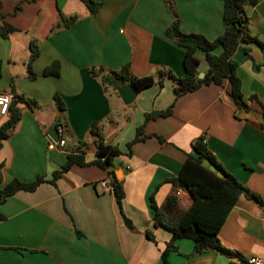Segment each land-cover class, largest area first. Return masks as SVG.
Listing matches in <instances>:
<instances>
[{
  "label": "crops",
  "instance_id": "obj_1",
  "mask_svg": "<svg viewBox=\"0 0 264 264\" xmlns=\"http://www.w3.org/2000/svg\"><path fill=\"white\" fill-rule=\"evenodd\" d=\"M91 14L82 0H0V94H11L8 112H0V126L10 118L17 102L21 121L0 151L3 182L52 179L69 153L85 151L96 158L97 124L105 142L122 154L110 170L98 165H74L52 184L35 191H19L0 203V264H164L162 252L171 239L166 228L154 227L151 197L163 211L192 144L205 136L217 160L250 191L264 201V50L243 44L235 53L237 74L248 109L238 108L227 95V84L202 85L176 99V82L157 79L158 69L185 73V50L166 35L174 19L184 33L214 40L224 32L225 0H95ZM251 34L264 44V0L247 6ZM77 16L69 26L55 29L60 15ZM248 49V52L245 49ZM33 50L36 59L29 65ZM216 54L222 52L218 47ZM199 72L207 66L197 52ZM59 64L58 75H45ZM133 76H154L156 82L126 105L111 87H105L92 69L121 70ZM34 77H32V74ZM65 103L58 109L55 96ZM257 100L250 102V97ZM172 107L166 117L146 114ZM64 128L65 145L54 147L50 133ZM143 126L145 139L128 144ZM106 181L109 188L99 182ZM112 180L122 185L120 209ZM179 198L175 211L163 214L175 225L189 207ZM124 216L134 225L128 227ZM150 230L154 239L146 231ZM221 243L246 260L264 261V206L241 197L219 233ZM171 251L170 264H239L209 250L194 252V242L180 238Z\"/></svg>",
  "mask_w": 264,
  "mask_h": 264
},
{
  "label": "trees",
  "instance_id": "obj_2",
  "mask_svg": "<svg viewBox=\"0 0 264 264\" xmlns=\"http://www.w3.org/2000/svg\"><path fill=\"white\" fill-rule=\"evenodd\" d=\"M91 14H97L100 9V3L95 0H82ZM259 0H225L224 3V32L214 40H209L202 34L184 33L180 29V21L174 19L173 24L166 30V35L171 38L178 46L185 50L184 69L185 73L177 77L171 70L161 68L157 71V79L163 86V79L170 78L176 82V99L188 92L200 88L202 85L227 84V95L229 99L238 107L248 109V104L244 100L242 93V82L237 74L238 62L235 59L236 51L243 44H258L264 50V44L254 37L249 29V18L245 13L247 6H254ZM168 3L172 4L171 0ZM77 16L66 18L63 14L55 26V29L69 26L77 20ZM13 30L4 26L0 35L6 36L8 31ZM221 47L222 52L216 54V48ZM248 52V49H245ZM202 51L205 54V60L209 66L204 78H199V68L201 65L197 57V52ZM38 50H33L30 57L31 63L36 59ZM91 73L100 79L105 87H111L116 93L122 83L130 84L136 91L150 87L156 82V77L145 76L137 77L131 74L128 65L121 70L92 69ZM32 77H34V74ZM45 75H58L59 64L55 63L44 71ZM118 94V93H117ZM257 100L255 96L250 97L249 101ZM56 105L59 110H65V103L62 99L55 96ZM12 103L10 107V118L0 126V151L3 143L9 138L21 121L22 113L16 104ZM173 105L164 111H155L146 114V119L156 117H166L171 115ZM58 124H55L57 127ZM94 137L96 158L93 161H86L85 151L78 149L76 152L69 153L65 164L53 173L52 179L46 180L43 176H38L32 182H24L20 179H12L0 188V203L19 191L33 192L42 183L49 181L56 184L65 172L74 165L95 164L104 169L110 170L113 167V161L122 154L117 147L105 142L97 124H93L90 129ZM143 126L137 129L136 137L128 144V147L138 141L145 139ZM193 152L190 153L177 176L168 179L173 185L172 193L168 196L163 211L156 205L154 197H151L152 207L155 209L153 220L154 227L162 226L171 232V239L162 252V261L164 264H170L168 257L171 251L178 249L176 242L180 238H189L194 242V252L203 253L209 250L226 255L230 259L236 260L239 264H248L243 256L231 249L226 248L219 239V233L233 207L241 197H247L256 200L261 206H264L262 198L250 191L244 186L232 173H230L208 149L205 136H200L192 144ZM204 160H209L217 170L223 173L219 177L217 173L203 165ZM3 167L0 162V183L3 182ZM113 192L117 203L122 210V200L125 193L122 185L117 180H112ZM178 191H181L178 194ZM186 196L190 200L189 207L180 215L175 225H169L164 221L163 214H171L177 208L179 198ZM1 218V215H0ZM125 222L131 229H134L132 222L124 216ZM150 239H154L150 230L146 231Z\"/></svg>",
  "mask_w": 264,
  "mask_h": 264
},
{
  "label": "water",
  "instance_id": "obj_3",
  "mask_svg": "<svg viewBox=\"0 0 264 264\" xmlns=\"http://www.w3.org/2000/svg\"><path fill=\"white\" fill-rule=\"evenodd\" d=\"M208 70H209L208 65L203 67L201 71L199 72V75H198L199 78H204ZM118 94L120 95L124 104L130 105L136 100L138 96V91H136L130 84L122 83L118 88ZM50 136L54 142L59 141V133L57 129H53L50 133ZM203 165L207 168H210L211 171L217 173L219 177L224 176L223 173L219 172L217 168L210 163L209 160H204Z\"/></svg>",
  "mask_w": 264,
  "mask_h": 264
},
{
  "label": "built area",
  "instance_id": "obj_4",
  "mask_svg": "<svg viewBox=\"0 0 264 264\" xmlns=\"http://www.w3.org/2000/svg\"><path fill=\"white\" fill-rule=\"evenodd\" d=\"M12 95L11 94H0V112L5 115L6 112L9 110V106L12 101ZM58 128V133H59V141L56 143H53L50 145L52 148L58 146V147H63L65 145V136H64V128L62 126H57ZM103 187H107L108 183L104 180L99 182ZM112 187V186H110ZM113 188V187H112ZM181 191H178V194H180ZM248 264H264V261L262 259L256 258V257H250L247 259Z\"/></svg>",
  "mask_w": 264,
  "mask_h": 264
}]
</instances>
